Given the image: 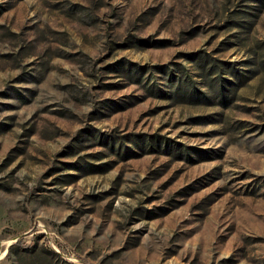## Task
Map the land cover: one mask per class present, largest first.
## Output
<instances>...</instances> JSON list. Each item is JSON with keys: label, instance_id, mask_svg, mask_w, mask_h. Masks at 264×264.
<instances>
[{"label": "rangeland", "instance_id": "obj_1", "mask_svg": "<svg viewBox=\"0 0 264 264\" xmlns=\"http://www.w3.org/2000/svg\"><path fill=\"white\" fill-rule=\"evenodd\" d=\"M0 264H264V0H0Z\"/></svg>", "mask_w": 264, "mask_h": 264}]
</instances>
